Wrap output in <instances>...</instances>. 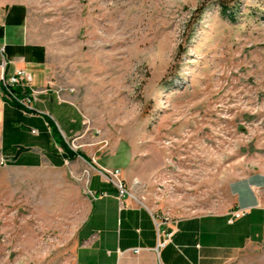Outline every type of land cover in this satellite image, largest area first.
Listing matches in <instances>:
<instances>
[{"label": "rangeland", "instance_id": "1", "mask_svg": "<svg viewBox=\"0 0 264 264\" xmlns=\"http://www.w3.org/2000/svg\"><path fill=\"white\" fill-rule=\"evenodd\" d=\"M16 1L94 138L134 139L135 200L225 213L234 181H263L264 0ZM79 170L0 161V264H74L89 203ZM247 261L264 264V243Z\"/></svg>", "mask_w": 264, "mask_h": 264}, {"label": "crops", "instance_id": "2", "mask_svg": "<svg viewBox=\"0 0 264 264\" xmlns=\"http://www.w3.org/2000/svg\"><path fill=\"white\" fill-rule=\"evenodd\" d=\"M0 82L16 69L33 78L32 109L9 102L0 93V161L7 167L86 173L89 203L77 232L74 264H248V251L264 243V190L259 177L232 184L236 206L230 212L170 215L155 212L133 197H119L106 170L130 178L136 165L134 139L94 138L83 111L51 77L48 53L29 30V10L21 1L0 0ZM75 139L78 148L65 154ZM109 147L110 152L104 153ZM259 179V180H258ZM264 189V188H263ZM244 215L233 218V213ZM172 233L171 242L157 251ZM140 249L139 254H134Z\"/></svg>", "mask_w": 264, "mask_h": 264}, {"label": "built area", "instance_id": "3", "mask_svg": "<svg viewBox=\"0 0 264 264\" xmlns=\"http://www.w3.org/2000/svg\"><path fill=\"white\" fill-rule=\"evenodd\" d=\"M6 44L0 46V58L3 60L4 66H6ZM33 78L32 75L25 70L16 69L15 72L9 77H2L0 82V93L9 102L19 105L23 108L25 113H28L32 107V103L36 100L37 92L32 89ZM70 148L76 150V140L73 139L69 143ZM106 176L116 185L119 197H131L130 190L125 183L122 176V172L119 169L106 170ZM244 215V212L237 211L233 213V218H239ZM172 233L167 234L166 238L159 242L157 251L166 247L171 242ZM140 249H135L134 254H139Z\"/></svg>", "mask_w": 264, "mask_h": 264}, {"label": "trees", "instance_id": "4", "mask_svg": "<svg viewBox=\"0 0 264 264\" xmlns=\"http://www.w3.org/2000/svg\"><path fill=\"white\" fill-rule=\"evenodd\" d=\"M57 137H58V139H59V142H60L62 145H64L65 152H66L67 156L70 157V158H73V157L75 156V154L73 153V151H71V150L69 149V147L67 148V147L65 146L64 142L61 140V138H60V136H59L58 134H57Z\"/></svg>", "mask_w": 264, "mask_h": 264}]
</instances>
